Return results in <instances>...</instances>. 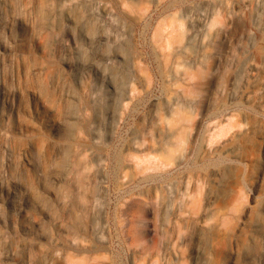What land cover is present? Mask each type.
Masks as SVG:
<instances>
[{
  "label": "rangeland",
  "instance_id": "rangeland-1",
  "mask_svg": "<svg viewBox=\"0 0 264 264\" xmlns=\"http://www.w3.org/2000/svg\"><path fill=\"white\" fill-rule=\"evenodd\" d=\"M0 264H264V0H0Z\"/></svg>",
  "mask_w": 264,
  "mask_h": 264
}]
</instances>
